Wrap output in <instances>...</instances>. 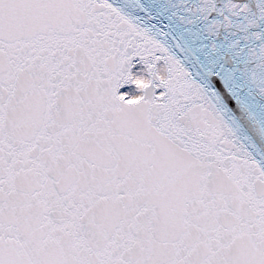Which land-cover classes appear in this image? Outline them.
Segmentation results:
<instances>
[{
	"label": "snow or ice",
	"instance_id": "6c2138e0",
	"mask_svg": "<svg viewBox=\"0 0 264 264\" xmlns=\"http://www.w3.org/2000/svg\"><path fill=\"white\" fill-rule=\"evenodd\" d=\"M0 264H264V0H0Z\"/></svg>",
	"mask_w": 264,
	"mask_h": 264
}]
</instances>
